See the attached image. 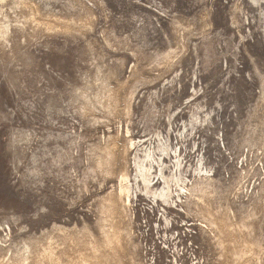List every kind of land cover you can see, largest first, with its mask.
<instances>
[{
  "label": "rangeland",
  "instance_id": "rangeland-1",
  "mask_svg": "<svg viewBox=\"0 0 264 264\" xmlns=\"http://www.w3.org/2000/svg\"><path fill=\"white\" fill-rule=\"evenodd\" d=\"M114 260L264 264V0H0V264Z\"/></svg>",
  "mask_w": 264,
  "mask_h": 264
},
{
  "label": "bare ground",
  "instance_id": "bare-ground-1",
  "mask_svg": "<svg viewBox=\"0 0 264 264\" xmlns=\"http://www.w3.org/2000/svg\"><path fill=\"white\" fill-rule=\"evenodd\" d=\"M106 200H107V198H106ZM107 201H109V200H107ZM110 203H111V202H110ZM203 210H204V209H203ZM205 211H206V210H205ZM206 212H207V211H206ZM115 231H117V230H115ZM86 232H87V231H86ZM117 234H118V233H117ZM117 234H115V235H117ZM85 235H86V234H85ZM109 235H110V234H109ZM107 236H108V235H107ZM118 236H119V235H117L116 238H115L114 240L117 241V239L119 238ZM112 237H113V236H112ZM82 238H83V237H82ZM108 238H109V236H108ZM84 239H85V238H84ZM110 239H111V238H110ZM111 240H112V239H111ZM85 241H86V240H85ZM90 241H92V240L90 239ZM94 242H95V241H94ZM96 242H97V241H96ZM117 242H118V241H117ZM223 242L225 243V246H226V254H228V255H233L234 252H235V249L232 248V245H231V243L229 242V240L224 239ZM98 243H99V242H98ZM110 243H111V242H110ZM110 243H109V246H111ZM114 244H115V243H114ZM83 245H84V244H83ZM94 245H95V244H94ZM96 245H97V244H96ZM101 245H102V244H101ZM103 246H104V245H103ZM103 246H102V247H103ZM105 246H107V242H106V245H105ZM105 246H104V247H105ZM112 246H113V244H112ZM115 246H116V245H115ZM115 246H114V247H115ZM94 247L96 248V246H94ZM94 247H93V248H94ZM102 247H101V248H102ZM89 248H90V247H89ZM109 248H111V247H109ZM91 249H92V248H91ZM102 249H104V248H102ZM105 249H106V247H105ZM105 249H104V250H105ZM94 250H95V249H94ZM94 250H93V252H96V251H94ZM104 250H103V251H104ZM111 250H112V249H111ZM98 251H99V250H98ZM107 251H108V250H107ZM109 251H110V250H109ZM112 252H115V251H112ZM118 252H119V251H118V249H117V253H118ZM105 253H106V252H105ZM110 254H111V252H110ZM111 255H113V254H111ZM37 256H39V255H37ZM42 257H43V256H42ZM119 258H120V257H119ZM114 259H116V258H114ZM119 260H120V259H119ZM36 261H38V259H37ZM116 261H117V260H116ZM114 262H115V260H114ZM116 263H117V262H115V264H116ZM38 264H39V263H38ZM118 264H119V263H118Z\"/></svg>",
  "mask_w": 264,
  "mask_h": 264
}]
</instances>
